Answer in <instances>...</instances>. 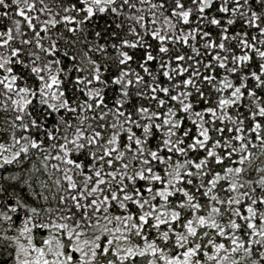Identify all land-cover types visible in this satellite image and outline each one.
<instances>
[{
	"label": "snow or ice",
	"instance_id": "1",
	"mask_svg": "<svg viewBox=\"0 0 264 264\" xmlns=\"http://www.w3.org/2000/svg\"><path fill=\"white\" fill-rule=\"evenodd\" d=\"M0 264H264V0H0Z\"/></svg>",
	"mask_w": 264,
	"mask_h": 264
}]
</instances>
